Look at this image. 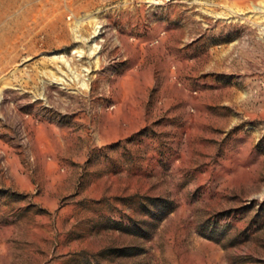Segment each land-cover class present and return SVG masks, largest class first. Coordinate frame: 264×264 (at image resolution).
Wrapping results in <instances>:
<instances>
[{"label":"rangeland","instance_id":"374dc122","mask_svg":"<svg viewBox=\"0 0 264 264\" xmlns=\"http://www.w3.org/2000/svg\"><path fill=\"white\" fill-rule=\"evenodd\" d=\"M0 264H264V0H0Z\"/></svg>","mask_w":264,"mask_h":264},{"label":"bare ground","instance_id":"6f19581e","mask_svg":"<svg viewBox=\"0 0 264 264\" xmlns=\"http://www.w3.org/2000/svg\"><path fill=\"white\" fill-rule=\"evenodd\" d=\"M260 8H257V11H259L261 13V11L259 10Z\"/></svg>","mask_w":264,"mask_h":264}]
</instances>
